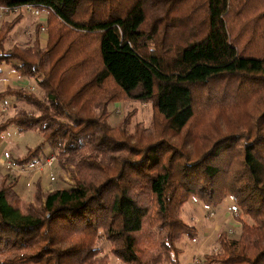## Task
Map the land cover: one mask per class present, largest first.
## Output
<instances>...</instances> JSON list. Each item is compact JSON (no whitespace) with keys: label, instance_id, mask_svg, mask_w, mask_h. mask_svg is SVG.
Segmentation results:
<instances>
[{"label":"trees","instance_id":"obj_1","mask_svg":"<svg viewBox=\"0 0 264 264\" xmlns=\"http://www.w3.org/2000/svg\"><path fill=\"white\" fill-rule=\"evenodd\" d=\"M26 6L46 13L47 43L5 48L22 14L2 20L0 66L42 96L0 91L32 107L0 135L39 133L13 163L46 145L72 184L23 204L18 178L0 177V264H108L101 240L119 264H180L190 197H231L251 220L199 264H264V0H0ZM126 100L151 103L149 125L131 130L133 111L110 125V104Z\"/></svg>","mask_w":264,"mask_h":264},{"label":"rangeland","instance_id":"obj_2","mask_svg":"<svg viewBox=\"0 0 264 264\" xmlns=\"http://www.w3.org/2000/svg\"><path fill=\"white\" fill-rule=\"evenodd\" d=\"M33 11V8L27 7L14 11L2 10L0 7V23L2 20H11L18 13L22 14L20 22L6 35L5 48H10L13 45L21 47L32 45L36 40L40 47L43 48L46 45L48 40L47 15L43 11H40L39 14H34ZM6 86L25 88L37 96H42L37 81L18 75L10 63L0 66V91ZM18 110L31 112L32 107L24 100L15 97H5L0 100V123ZM109 110L108 122L111 126H117L126 113L133 111L131 130L139 122L149 125L152 116L150 102L126 100L110 104ZM62 121L69 122L66 117H63ZM41 142L42 137L36 131L20 132L14 126H10L0 139V177L8 173L11 178L19 179L14 190L18 195L20 194L23 204L32 201L38 186L41 191H44L47 188L69 187L72 184V173L65 168H59L55 159L51 163L48 161L54 154L46 145H42L43 154L35 163L23 167L13 163L14 158L23 156L27 150L41 145ZM8 163L13 165V172L8 167ZM233 204L234 201L231 197H226L219 205L211 207L205 206L201 200L196 198L190 197L186 200L180 211V217L184 222L194 227L195 237L192 239L184 237L178 243V248L182 252L179 255L180 259L186 256L183 255L184 251L189 255L194 253L192 264H199L206 254L220 249L218 241L220 233L225 232L231 238L239 237L242 223H250L251 220L241 211L234 210ZM188 240L190 241L188 242ZM98 247L102 254L108 256V264H119L118 260L109 252L107 242L101 240Z\"/></svg>","mask_w":264,"mask_h":264},{"label":"crops","instance_id":"obj_3","mask_svg":"<svg viewBox=\"0 0 264 264\" xmlns=\"http://www.w3.org/2000/svg\"><path fill=\"white\" fill-rule=\"evenodd\" d=\"M4 134V133H3ZM3 134H1L0 135V139H1V136L3 135ZM19 183V179H18V182H17V184ZM17 184L15 185V187H14V189L16 188V186H17ZM43 187V186H42ZM71 186H69V187H58V188H66V189H68V188H70ZM45 189V188H44ZM47 191H49V190H52V189H46ZM16 192V191H15ZM17 193V192H16ZM20 195V194H19ZM190 240H188V242H189ZM187 252V251H186ZM180 254H182V252L180 253ZM183 255H186L185 257H183V258H181L180 259V264H192V256L194 255V253L193 254H191V255H189L188 253L186 254L185 253V251H184V254Z\"/></svg>","mask_w":264,"mask_h":264},{"label":"built area","instance_id":"obj_4","mask_svg":"<svg viewBox=\"0 0 264 264\" xmlns=\"http://www.w3.org/2000/svg\"><path fill=\"white\" fill-rule=\"evenodd\" d=\"M27 8H33V13L34 14H39V12H40V10L39 9H37V8H35V7H29V6H26ZM1 9L2 10H7V8H5V7H1ZM43 30H45V28H43ZM53 159H55V157L54 156H52L51 158H50V160H48L50 163L53 161ZM8 167L9 168H11L12 169V172L14 171V168H13V165L10 163H8ZM236 216H238V215H236Z\"/></svg>","mask_w":264,"mask_h":264}]
</instances>
